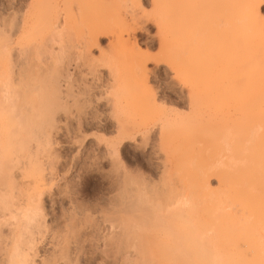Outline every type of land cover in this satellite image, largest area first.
<instances>
[{
    "label": "rangeland",
    "instance_id": "1",
    "mask_svg": "<svg viewBox=\"0 0 264 264\" xmlns=\"http://www.w3.org/2000/svg\"><path fill=\"white\" fill-rule=\"evenodd\" d=\"M189 4L181 10L169 8L167 0H0V49L6 52L0 60V81L8 72L13 87L28 72V83L23 81L28 85L48 77V70L56 65L52 70L58 75L51 76L59 90L55 100L69 107L67 112L59 107L53 113L55 125L48 129L50 133H43L45 139L40 136V146L32 140L26 152L17 153L20 157L12 156L9 182L0 184V195H13L8 209L0 206V264H7V252L19 233L27 264H180V255L192 264H202L195 252L197 241L204 242L206 230L214 233L218 228L217 208L223 226L224 212L236 219L230 240L231 264H264V204L260 210L242 209L225 197V186L216 175L194 176L191 171L202 156L186 171L178 162L183 148L193 153L236 155L244 143L239 135L221 153L211 147V135L190 139L186 138L188 131L182 132L206 116L236 115L230 106L222 111L205 105L207 109L204 103L196 107L192 90L208 79L210 84L211 77L204 78L192 69L188 70L192 81L177 61L162 58V49L175 39L176 28L183 32L188 28L202 40L213 27L227 25L222 15L200 9L195 0ZM259 10L264 18V0ZM87 15L104 18L112 28L92 35ZM210 51L203 65L212 60ZM135 62L144 65L145 83L131 74ZM42 73L45 77H38ZM31 75L38 79L30 80ZM28 106L23 104V108ZM119 133L127 135L115 144ZM33 164L38 171L32 174ZM198 186H205V192H199ZM135 189L146 205L141 206L144 211H137V217L146 220L137 241L125 236L117 219L121 218L118 208L127 201L126 192L121 191H128L131 200ZM29 193L40 209L25 224L22 209ZM182 194L190 199L184 210H178L180 215L174 210L164 217L165 209L161 218L169 219L168 223L167 219L163 223L147 219L148 202V207L158 200L174 204L176 199L184 200ZM120 196L124 203L119 202ZM210 200L215 208L220 202L215 211L208 206ZM115 208L117 213H113ZM190 227L193 235H189ZM197 233L203 240L196 239Z\"/></svg>",
    "mask_w": 264,
    "mask_h": 264
},
{
    "label": "bare ground",
    "instance_id": "2",
    "mask_svg": "<svg viewBox=\"0 0 264 264\" xmlns=\"http://www.w3.org/2000/svg\"><path fill=\"white\" fill-rule=\"evenodd\" d=\"M260 2L261 0H195V3L199 6V8L201 7L202 9H206L207 12L208 10H211L218 15H222L227 25L225 27L222 26L221 28L217 29L213 27V30H211L210 32L211 34H209V36L203 38L202 40H200V38L197 39L199 37H196L198 34H195V32L188 30V28L186 32H183L180 30L176 31L177 28L174 30L171 27L172 30H174L173 32L176 33V36H174L175 39H173V41L171 42H168L166 46H164L165 48L162 49V58L165 57L170 59L171 61H177V66L181 65L188 76H190L192 73L191 72L189 75L188 70L191 71L192 69H196L200 74H203H201L203 77L204 75L207 76L204 78L208 79L211 77L210 84L208 79V85H206V87L204 85L207 83L203 82L205 83L203 85L204 88L201 87L203 83L199 80L202 83L201 85L198 84V86L201 88L200 90H197L199 87L195 89L197 87L196 83L193 82L194 85L196 84V87L191 84V86L195 87V90H192V101L194 105L196 104V107H199V105H201L200 103H204L202 104V106L207 109H210L208 108V106H211L215 109L214 110L213 108H211L214 111H222V109L229 106L236 111L235 116L231 117L229 115H224L225 117L223 116V118L221 119L219 117L215 119V116H211L210 114H208L210 116H206V119L202 120V122L196 121V123H194L192 126L185 128L182 131H188L186 138H202L211 135L213 137L212 139H214V146L210 144L211 147H215L220 151L223 149L229 150L230 146L228 144V141H231L237 136L243 135L244 139L243 146L236 149V155L230 154L231 152L226 153L225 151L224 152L226 154L224 153L222 155L221 153H223V151H221V155L219 156L214 155L215 152L211 154L210 151L207 152V154H201V150H198L199 152L197 153L194 152L196 154L195 155L192 151L188 152V150H186L185 148H183V150L181 149L182 153L179 149L181 154L178 157V162L181 166V170H189V166L193 164L195 158L197 156H202V160L200 162L198 160L195 163V167L191 171L193 175L195 176L198 173L199 175H216L219 181L223 182L225 186V197L230 200L233 205L237 204L242 209L247 210L252 208L255 210H260L264 204V18L259 10ZM167 5L169 8H175L176 6H178L181 10H186L188 9L190 4L189 0H167ZM178 7L176 8L179 9ZM85 20L86 22H88V29L92 35H96L99 32L108 31L112 28L109 22L101 17L90 18V16L87 15ZM183 28L184 27H181L182 30ZM175 33L173 35H175ZM3 51L5 52V50L1 48L0 60L3 58L2 56H4ZM209 51L212 54L211 59L213 60V63L210 64V62L212 61L211 60L207 61L209 62V64L206 62L207 64L203 65L204 61L202 60L208 59ZM56 61L55 63H57ZM135 63L136 64H134V69L132 68L131 74L134 78L141 79L144 82V65L141 62ZM52 67L50 69L51 73L48 70L49 76L46 78L41 77V79H38V77H40L41 75L44 76L43 73L38 75V77L37 75H35V77L33 76L35 79H38L40 81H29L31 84L33 83L31 86L29 85L30 83L27 85L25 82H23L24 80H26V77L30 75L28 72H25L27 73L25 79H23L25 73H21L22 77L19 76L20 78L18 80L20 81H17V87L15 85H13V87L11 86L13 83L11 84L10 81H8V72L6 73L7 75H5L6 77L4 76L3 80L0 81V86L4 87L2 89L0 87V90H2L0 91L1 185H6L9 182L12 156L16 155L20 157L21 154L17 155V153L26 152L28 150V144L32 140L39 143L38 146H40V136H43V133H50L48 132V129L49 131L52 130L53 126L55 125L53 124L54 122H52L55 117L53 116L55 114L54 112L57 109V111L59 112V107H63L61 106L63 105V103H61V105H58L57 100H55L56 98H58V87L57 83H54V80L56 79L52 78V73L56 76V74L58 75V72L52 70ZM198 71L196 73H198ZM46 74L47 73L45 72V75ZM192 75L190 76V78L192 77ZM33 77L30 78V80H32ZM204 78H201V80H203ZM191 79L192 81H194L193 77ZM196 80H198V78L195 79V81ZM188 81H190L189 78ZM26 82L28 83V80H26ZM38 82L39 84L37 85ZM24 84L25 86L27 85V88L25 86L23 87ZM32 86H34L33 89ZM55 86L57 87V89ZM28 87L31 89H29ZM35 87L36 89H34ZM147 92L149 93L148 88ZM23 104H28L29 106L23 108ZM64 107H67L65 103ZM64 107L61 109L67 112L69 107H67L66 109ZM212 112L213 111H211L210 113ZM125 135L127 134L119 133L115 144L120 143ZM47 137L48 135L46 136V138ZM208 138H210V136ZM213 151L215 150H212L211 152ZM33 166H31V169H29L30 171L28 170L32 174L37 173L38 171V166ZM129 180L131 181L132 179ZM133 180H135V178H133ZM196 182V180L191 181V183ZM198 187L199 192H205V186ZM123 192H126V197L124 198H126L127 201H124L126 205L124 204L125 206L123 207L121 203H119L121 207L119 205L116 206L120 207V209L118 208V214L121 215L120 219L117 218L118 220H120L118 222V225H122L126 237L129 236L130 239L133 237L134 239H136L139 236H137V234H139V231L144 227V222L146 221L144 220V217H137V214L139 213H137V211H144V208L141 207L145 205L144 199L143 196H141L142 193L139 192L138 194V190L136 192V189L135 192L132 191V195H130L131 200L127 199L129 198L127 196L128 191L122 190L121 193L124 194ZM33 193H29L30 195L28 194L30 196L27 197L26 200V202L28 201V203L25 205V207L23 206L24 208L22 207L23 209L21 208L23 210L22 215L25 218V224H27L30 220L32 221V219L39 213L40 206L35 203ZM8 194L6 193L4 195H0V206L4 209H8L12 205L11 203H13L11 202L13 201V195ZM31 194L33 196H31ZM37 194L38 192L35 195ZM122 196H120L121 199L123 198ZM31 197H33V199ZM121 199H119L120 201L117 200L116 202L118 203V201H122V203H124L123 199ZM189 199L190 198H184L183 195V201H181V199H176L175 201L174 199L175 203L173 204L172 202L173 205L170 204L171 202L165 200L162 201L160 199L162 203L159 200L158 203L157 201L156 203L150 202L152 203L150 207H148V202L147 208L145 207L146 213H144L146 214L147 219H149L150 217V219L153 218L156 221L163 223L167 219L164 218L165 216L169 217L173 215L169 212L174 213L178 210L180 212L184 210L185 208L183 209V207L188 206L187 204L189 203ZM210 201L211 202L208 203V206H213V200ZM219 203H217V206ZM164 204L166 205V207L170 205V208L168 206V209L166 207L163 209V207L165 206ZM191 205H194L193 202L189 206ZM112 206L115 207V203ZM216 208L215 206H213V209L211 210L215 211ZM116 209L117 208L113 209V213L118 212H115ZM165 209L168 211V214L165 213L166 215L163 214ZM217 209L218 216H215L216 219L214 220L217 223L218 228L213 230L214 233H211V230H203H206V235H208L206 236L204 234H201L205 237V239L204 242L200 240L197 241V248L195 252L197 254V257L199 258V261L201 260L200 263H202L203 260V263L205 262V264H231L232 251L230 250V240L233 232L232 225L234 222H236V219L234 215L231 214V212L223 211L224 213H227L225 214L227 218H225L226 216H223L224 213L221 215V217L223 216L222 218L225 219L226 223V225L223 226V223L220 224L221 219L219 217V208ZM179 211L177 213H179ZM162 214L164 215V217L161 218V216H163ZM177 215H180V213ZM165 222L168 223L169 219H167ZM110 224L112 225V222H110ZM184 226L186 227V225ZM191 227L189 230V233L191 234L189 235H193V232H190L192 231ZM209 231L212 235L209 233ZM197 234L198 237L196 236V239L200 236L201 240H203V237L199 235V233ZM21 235V233L17 235L16 239L12 243L11 248L7 252V264H27V253L23 252L20 247ZM212 247L215 249L212 250ZM150 256L152 257V255ZM225 256L228 257V259H226ZM178 258L177 260H179L178 262L180 264H192V262H189L181 255L180 259Z\"/></svg>",
    "mask_w": 264,
    "mask_h": 264
}]
</instances>
